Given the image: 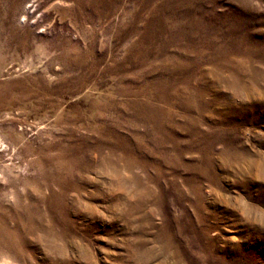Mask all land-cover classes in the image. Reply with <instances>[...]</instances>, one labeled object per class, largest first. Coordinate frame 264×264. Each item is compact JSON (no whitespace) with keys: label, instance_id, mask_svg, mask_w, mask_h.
<instances>
[{"label":"rangeland","instance_id":"374dc122","mask_svg":"<svg viewBox=\"0 0 264 264\" xmlns=\"http://www.w3.org/2000/svg\"><path fill=\"white\" fill-rule=\"evenodd\" d=\"M0 264H264V0H0Z\"/></svg>","mask_w":264,"mask_h":264}]
</instances>
